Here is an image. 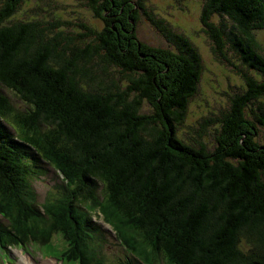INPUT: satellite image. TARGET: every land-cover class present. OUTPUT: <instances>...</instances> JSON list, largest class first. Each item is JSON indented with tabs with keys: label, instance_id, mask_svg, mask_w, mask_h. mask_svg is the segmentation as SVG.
<instances>
[{
	"label": "trees",
	"instance_id": "1",
	"mask_svg": "<svg viewBox=\"0 0 264 264\" xmlns=\"http://www.w3.org/2000/svg\"><path fill=\"white\" fill-rule=\"evenodd\" d=\"M52 1L0 0V248L58 253L65 240L79 264H264V0L186 4L197 36L149 0H85L101 30L50 15ZM24 4L33 15L12 21ZM141 23L169 45L140 40ZM197 38L212 41L245 86L220 115L188 125L203 72ZM211 123L213 149L204 142ZM41 164L65 189L39 204ZM84 207L91 212L75 216ZM94 214L132 259L107 262Z\"/></svg>",
	"mask_w": 264,
	"mask_h": 264
},
{
	"label": "rangeland",
	"instance_id": "2",
	"mask_svg": "<svg viewBox=\"0 0 264 264\" xmlns=\"http://www.w3.org/2000/svg\"><path fill=\"white\" fill-rule=\"evenodd\" d=\"M149 0L148 8L155 9L159 12V14L164 17L171 24L178 22L181 27H186L189 25V28L194 32V35L197 36L196 31L193 26V21L195 22L196 18L191 13H185L186 4H194L199 2L200 0ZM52 4L47 7V13L50 15H59L63 18L62 21H72L74 24L79 22H85L87 25L101 30L103 28V23L97 19L90 8L87 7L85 0H53ZM33 6L29 4H24L21 6L20 10L14 15L12 21H20L29 18V15H33L32 12ZM199 16V13H196ZM50 17V16H49ZM53 19V18H52ZM50 19V22L52 21ZM61 22L60 29H67V26L64 22H62L59 17H57ZM193 20V21H192ZM217 23L221 21L220 16H213L212 22ZM188 24V25H187ZM72 28L74 26H71ZM198 29V26H195ZM181 30L185 33L187 37H190L191 40L193 38L191 35L184 29ZM138 35L139 39L156 47H161L162 45H169L168 41H165L161 35L152 27L146 24H139L138 26ZM256 37L261 43L262 50L264 52V30L256 32ZM189 38V39H190ZM197 47L200 49L201 58H202V75L199 83V92L197 96H195L191 103V108L188 113V125L195 124L196 122L200 123L203 119L209 120L211 117H217L221 114V110L227 109L231 103L232 99L241 94L244 90V82L241 77L237 75V70L233 64L230 62L223 63L220 61L216 55L213 53L212 41H204L202 39L194 40ZM193 41V42H194ZM229 58L235 62L236 66H238L242 71L246 69L243 68V64L238 60L239 56L235 55V52H228ZM231 66V67H230ZM233 67V68H232ZM4 93L7 94L14 106L20 110H27L26 106L19 102L11 92L4 89ZM257 105L253 106V109H256ZM145 109H148L145 106ZM258 112V111H256ZM259 113V112H258ZM249 118L253 119V115L250 111H247ZM257 124V122H256ZM208 129L204 136V142L208 145L210 149L215 147V139L213 137L214 129L217 128L215 124L211 123L208 125ZM260 129V140L264 143V128L257 124ZM8 128L13 132V130L8 126ZM179 135L184 140H190L192 135H194L193 131L184 124L178 130ZM42 170L44 172L42 174H38V178L33 180V188L38 196L39 204L44 203L49 197L52 195L59 196V191L62 192L65 189V183H62V178H59L58 173L50 166L44 167L42 164ZM102 197V194H100ZM42 209V208H41ZM87 207L83 209H78L75 211V216H80L84 213H89ZM101 212V209L98 207L96 209V213ZM93 221L95 222L96 227L102 231L104 235V239L101 241V254L112 263H118L120 260L125 261L126 258L133 257L126 252V250L120 245V243L115 239L117 236V232L112 228L110 224H107L102 214H94ZM1 218V216H0ZM5 224L9 222V220L4 217ZM62 236L56 234L53 238L54 240L60 241ZM107 240V243H106ZM60 249H58V253L53 252L46 247L39 248L34 247L33 249L25 246V247H15L9 246L7 250H3L0 248V264H79L77 260H68L65 256V252L67 249V244L64 241L58 242ZM148 249H153L151 246H147ZM64 249V250H63ZM160 260L157 264H168L163 257L159 258ZM143 264H146L143 262Z\"/></svg>",
	"mask_w": 264,
	"mask_h": 264
},
{
	"label": "bare ground",
	"instance_id": "3",
	"mask_svg": "<svg viewBox=\"0 0 264 264\" xmlns=\"http://www.w3.org/2000/svg\"><path fill=\"white\" fill-rule=\"evenodd\" d=\"M49 221H50V220H49ZM67 235H68V234H67ZM79 241H80V240H79ZM64 243H66L65 240H64ZM89 251H90V250H89Z\"/></svg>",
	"mask_w": 264,
	"mask_h": 264
}]
</instances>
